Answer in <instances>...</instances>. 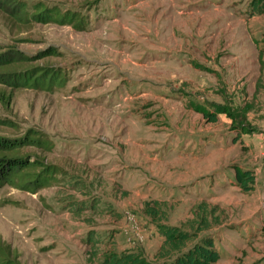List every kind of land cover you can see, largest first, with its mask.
<instances>
[{"label": "rangeland", "instance_id": "rangeland-1", "mask_svg": "<svg viewBox=\"0 0 264 264\" xmlns=\"http://www.w3.org/2000/svg\"><path fill=\"white\" fill-rule=\"evenodd\" d=\"M19 1L74 18L16 17L0 0V51L24 59L0 69L61 76L49 89L0 81V135L49 145L22 146L37 164L0 187V264H97L128 248L156 259L159 225L189 227L200 209L212 264L264 257V187L235 181V165L264 155V13L250 0Z\"/></svg>", "mask_w": 264, "mask_h": 264}, {"label": "trees", "instance_id": "trees-1", "mask_svg": "<svg viewBox=\"0 0 264 264\" xmlns=\"http://www.w3.org/2000/svg\"><path fill=\"white\" fill-rule=\"evenodd\" d=\"M10 4V11L16 17L29 18L34 20L49 21L61 20L62 22H72L74 18L73 13L67 17L61 14L57 8L49 9L46 7H35L31 12L28 11L27 6L19 0H7V5ZM249 13L262 14L264 13V0H250ZM76 25V24H75ZM264 32V31H263ZM55 49L52 47L44 49L39 54H52ZM55 53V52H54ZM21 52L17 49H7L0 51V67L10 66L17 62H24L21 57ZM61 76L57 74L53 68L50 70L42 66H30L19 69L10 67L0 69V81L8 83L13 86H33L41 88L46 84V88L53 87L54 84L59 83ZM216 115L207 116V120H215ZM248 130V128H246ZM35 145L47 146L48 141L40 135V132L30 131L23 135L16 137H9L0 135V187L5 184L8 179L22 171L23 169L35 166L37 159H31L29 156L16 153L22 146ZM49 146V145H48ZM47 169L34 174L32 179V189L44 185V172ZM49 171V170H48ZM47 171V172H48ZM235 181L238 186L244 191H251L255 185V170L249 166L235 165ZM95 202V201H93ZM203 201L198 204L200 208L203 207ZM92 205V202L80 203L78 208ZM147 204V203H146ZM90 205V206H91ZM145 211L154 218L161 215V211L154 205H146ZM206 210L200 209L198 217L192 219L189 227L176 226L161 223L159 225L160 232L163 238L162 244L158 250V257L150 259L146 257L140 250L133 248L124 249L120 252L114 250H103L97 264H212L220 258V252L215 246V240L210 233L198 235L202 229L208 228L210 223L206 216ZM89 241H94L93 235L88 236ZM96 255V252L93 253ZM89 264H93L89 257ZM246 264H264V257L255 259Z\"/></svg>", "mask_w": 264, "mask_h": 264}, {"label": "crops", "instance_id": "crops-1", "mask_svg": "<svg viewBox=\"0 0 264 264\" xmlns=\"http://www.w3.org/2000/svg\"><path fill=\"white\" fill-rule=\"evenodd\" d=\"M255 127H257V131L256 132L257 136L260 137V147L264 146V132H262V130L264 131V127H261L260 124L258 125H254ZM252 129V128H251ZM254 129V128H253ZM261 159H259V163L257 164V167L255 168V184H261L264 187V155L261 153Z\"/></svg>", "mask_w": 264, "mask_h": 264}, {"label": "built area", "instance_id": "built-area-1", "mask_svg": "<svg viewBox=\"0 0 264 264\" xmlns=\"http://www.w3.org/2000/svg\"><path fill=\"white\" fill-rule=\"evenodd\" d=\"M263 208H264V203H263Z\"/></svg>", "mask_w": 264, "mask_h": 264}]
</instances>
